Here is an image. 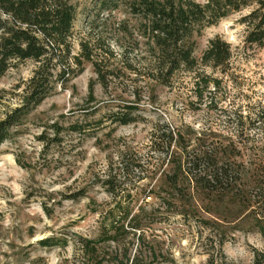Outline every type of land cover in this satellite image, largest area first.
<instances>
[{"label":"rangeland","instance_id":"obj_1","mask_svg":"<svg viewBox=\"0 0 264 264\" xmlns=\"http://www.w3.org/2000/svg\"><path fill=\"white\" fill-rule=\"evenodd\" d=\"M68 1L75 9L71 54L80 52L81 41L98 54L109 46L113 76L102 84L89 61L65 77L55 67L45 97L9 128L0 143V264H71L80 238H99V210L114 205L107 178L123 182L117 197L131 200L129 217L140 222L142 248L154 249L152 256L144 250L143 264H208L210 258L213 264H253L255 250L264 249V123L254 119L264 105V47L244 41L239 20L249 9L192 37L197 59L216 35L230 44L226 72L180 69L163 84L146 69L137 74L122 63L116 39H128L116 27L121 20L129 28L135 23L123 3L102 11L98 0ZM35 67L33 60L13 61L0 74V120L25 102ZM196 72L217 78L218 86L200 82L197 96ZM126 106L135 120L114 122ZM153 135L161 136L157 152ZM182 144L224 150L235 186L170 185L167 160L181 154ZM121 154L124 169L117 167ZM45 238L51 245L40 243ZM99 246L114 248L105 241Z\"/></svg>","mask_w":264,"mask_h":264},{"label":"trees","instance_id":"obj_2","mask_svg":"<svg viewBox=\"0 0 264 264\" xmlns=\"http://www.w3.org/2000/svg\"><path fill=\"white\" fill-rule=\"evenodd\" d=\"M120 3L135 18L131 28L124 20L118 22L116 27L117 35L121 33L128 39H116L122 48L120 56L124 67L137 74L146 69L151 79L163 84L169 83L172 75L180 69L197 71L208 66L221 72L228 70L232 51L227 41L214 36L208 40L197 59L193 55L192 37L231 13L249 9L239 20L245 25L244 41L249 45L264 47V0H98L102 11L115 10ZM74 13V6L68 0H0V74L11 67L13 61L29 59L36 63L27 82L25 102L0 120V143L8 137L9 128L18 122L21 114L45 97L55 67L60 70V76L65 77L81 66L83 61H89L102 84L112 78L113 70L107 60L114 54L109 46L98 54L87 41H81L80 52L71 54ZM196 74L201 77V81H195L197 96H202L200 82L204 87L210 82L218 86L217 78ZM125 108L128 110L117 114L114 122L127 124L135 120L130 116L133 107ZM254 119L264 123V105L259 107ZM72 129L79 128L72 126ZM158 138L160 141L161 136L153 135L151 138V148L156 152L159 151L155 147L160 144ZM187 145L179 146L181 154L175 160H167L173 172L167 175L170 185L176 187L184 182L188 185L194 182L209 190L214 188L221 191L235 186L236 171L225 159L224 150L198 148L195 151L193 147L187 149ZM170 146L169 142L167 147ZM125 164L126 159L119 155L117 167L124 169ZM121 183L116 182L115 178L103 181L114 205L99 210V238H80L71 264H143L145 249L146 253L155 255L152 246L142 248L143 234L136 235V229H141L138 228L140 222L136 221L137 216L129 217L131 200L125 196L117 197L116 190L120 189ZM159 204L163 205L161 202ZM129 234L132 239H129ZM134 240L137 241L136 251L131 254L129 249L134 245ZM52 241V238H45L40 243L51 245ZM102 241L114 244L113 250L106 252L104 247L99 246ZM208 264H213L212 258ZM253 264H264V249L255 250Z\"/></svg>","mask_w":264,"mask_h":264}]
</instances>
